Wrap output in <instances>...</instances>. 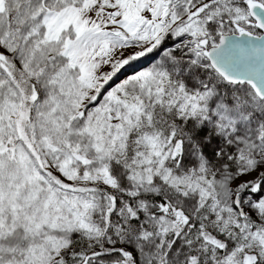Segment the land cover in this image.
<instances>
[{
	"label": "snow or ice",
	"instance_id": "1",
	"mask_svg": "<svg viewBox=\"0 0 264 264\" xmlns=\"http://www.w3.org/2000/svg\"><path fill=\"white\" fill-rule=\"evenodd\" d=\"M0 264H264V0H0Z\"/></svg>",
	"mask_w": 264,
	"mask_h": 264
}]
</instances>
